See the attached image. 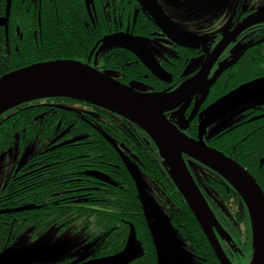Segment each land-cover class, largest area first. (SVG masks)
I'll use <instances>...</instances> for the list:
<instances>
[{"label":"trees","instance_id":"1","mask_svg":"<svg viewBox=\"0 0 264 264\" xmlns=\"http://www.w3.org/2000/svg\"><path fill=\"white\" fill-rule=\"evenodd\" d=\"M9 2L10 0H8L6 10L9 11L13 22L20 24L24 29L28 24V19L24 17V10L28 9L26 2L18 0L13 6L12 2ZM3 3L4 0H0V10ZM59 8L61 9L60 13L57 12L59 15L46 16L42 19V38L38 36L37 47L34 46L32 37L24 38L21 44L16 39L19 53L22 55L21 59L25 58V60L22 63H16L14 69L31 64L36 61L35 59L41 61L82 60L88 57L91 46L86 48V38L77 36L83 37L82 32L79 31L81 25L77 24L82 21H77L76 18L74 21L73 16L63 20L62 12L67 7L62 3ZM78 8L79 17H81L84 13L81 0H78ZM75 23L76 32L70 28ZM112 32L114 31L108 33ZM1 46L0 40V75L5 73L3 70L6 69L3 64ZM104 52L102 60L98 63L103 66V71L110 72L123 84L133 82L134 73L124 68L129 61L127 57L130 56L131 60L136 58L119 48H111ZM108 55L110 60L107 59ZM15 59H17L16 56ZM246 63L251 64L250 61ZM136 66L140 72L143 66L141 67L140 64ZM147 83L154 84L156 89L162 87L163 84L155 79L153 83L151 80ZM36 102L61 104L59 106H81L86 111L96 110L94 115L85 116L86 121L82 126L75 124L71 128L72 135L86 136L82 143H71L62 148L49 149V152L54 154L48 157L44 164L36 166H45L47 174L44 181H38L21 190L10 184L9 175L6 173L0 187V211L21 206L26 207V210L0 214V252L17 242L26 230H30L29 240H36L37 237L52 231L58 236L66 230H71L79 235L77 238H80L84 244L83 251L86 254L84 260H90L117 254L128 236L133 233L138 240L140 253L128 264H157L148 230L147 216L139 201L135 184L122 162V154L137 167L149 184L154 201L168 216L171 225L197 263L219 264L196 219L168 177L156 148L147 135L120 117L83 102L64 98H49ZM32 104L41 105L40 103ZM37 107L23 104L0 116V156L5 158L10 153L14 154V150L20 153L19 157H22L24 153L27 155L39 153L40 151H36L33 147L36 142L35 138L37 139L34 137L35 134L42 136L43 143H47V140L51 141L58 130L56 126H48L42 133L38 127L32 126L30 118L39 112ZM27 114L28 116L25 117ZM73 116L75 115L70 114L71 120ZM197 123H199V118L198 121L191 123L193 124L191 132H195L194 136L197 135ZM229 130L231 129L228 128L226 133ZM253 130L255 131L245 139L237 133H229L224 136L223 140H220L222 133L214 134L210 139L208 138L207 143L222 152L229 153L232 158H236L234 160L238 163H245L247 170L255 176L264 191V164L260 172L257 166L259 157L264 153V121L255 125ZM31 143H33L32 146H30ZM249 164L254 167V170L249 167ZM84 170H97L105 173L115 185H100L97 180L83 175ZM208 172L211 171L208 170ZM213 176V181L206 183L207 198L220 206L219 209L226 218L234 217L233 222L241 228L240 232H244L246 228L248 235V219L245 223L237 215L239 212L237 204L230 196L233 189L222 179L224 185H220L215 181L217 175L213 173ZM89 186H93V189H89ZM83 187L87 189L77 191ZM14 191L16 194H12ZM11 194L13 198H10ZM233 194L236 202H241L234 192ZM242 208H244L243 205ZM247 240V248L243 250V253L250 258V234ZM70 260L71 258L66 257L52 264H65Z\"/></svg>","mask_w":264,"mask_h":264},{"label":"water","instance_id":"2","mask_svg":"<svg viewBox=\"0 0 264 264\" xmlns=\"http://www.w3.org/2000/svg\"><path fill=\"white\" fill-rule=\"evenodd\" d=\"M139 1L150 17L166 31L171 24L164 14L152 3ZM249 20L264 21V12H259ZM2 23L3 21L0 20V24ZM174 34L177 40L179 35H184L179 30H175ZM185 36L177 44L191 46L190 42L196 38L195 35L187 38ZM143 42L127 33H114L101 40L103 48L102 50L99 48V51L111 48L127 50L151 74L166 81L165 73L148 55ZM220 50L221 48L216 49L210 58L213 60ZM199 62L191 61L185 68L183 76L191 73ZM219 72L207 80L206 70L201 66L194 77L184 80L173 90L146 92L136 82L123 84L110 72L99 71L94 66L80 61L58 59L35 63L0 76V116L13 108L36 100L64 98L93 105L120 117L142 131L154 144L168 177L196 219L218 263L233 264L220 244V241L229 242L231 238L215 218L191 176L188 166L191 167L193 162L213 171L237 193L246 209L250 224L249 264H264V192L249 172L204 142L206 131L210 126L223 120L247 101L264 97V79L239 86L203 110L199 114L197 139L184 133L203 101L207 89L219 76ZM198 94L202 95L201 100L196 104L189 118L184 120L187 100ZM170 112L173 114L172 117H176L175 124L166 116ZM76 140L78 139L73 141ZM185 157L189 160L185 161ZM0 159H3V156H0ZM121 159L135 184L139 201L146 213L157 264H197L193 254L171 225L168 216L148 192L150 186L137 167L122 154ZM85 174L109 185H115L100 172L88 171ZM24 209L26 208L16 211ZM13 211H0V214ZM45 235L47 233L36 239L37 242L33 241L26 245H21L22 242L17 240L0 252V264L56 262L57 258L50 257L51 250L46 243ZM134 259L133 256L116 259L105 257L72 264H128Z\"/></svg>","mask_w":264,"mask_h":264},{"label":"flooded vegetation","instance_id":"3","mask_svg":"<svg viewBox=\"0 0 264 264\" xmlns=\"http://www.w3.org/2000/svg\"><path fill=\"white\" fill-rule=\"evenodd\" d=\"M15 1L18 0H10L9 3L12 2L11 5L13 6ZM24 1L28 6V9L24 10V17L28 19V24L24 29L20 24L13 22L9 11L6 10L8 0H4L2 9L0 10V20L3 21V23L0 24V40L4 57L3 64L6 68L3 70L5 73L0 76L31 64L46 62L38 59H35L36 61L30 59V61H33L31 64L15 69L13 68L16 63H22L25 60V58L21 59L22 55L19 53L18 42L21 44V41H23L24 38L32 37L34 40V46L37 47L38 36L42 38V19L46 16L53 17L56 14L59 15L57 12H61L59 6L63 3L64 6L67 7L62 12L63 20L67 17L73 16L74 21L75 18L77 21H82L77 24L81 25L79 31L82 32L83 37L80 35L77 36L86 38V48L91 46V50L87 55L88 57L75 61H80L90 66H94L96 63V66L94 67L99 71H103V66L101 64L98 65V63L102 60L101 57L105 53L104 51H99L101 40L104 37L114 33H127L132 37H137L144 41L143 43H145L148 55L165 73V77L167 78L165 81L151 74V72L131 53L136 59L132 58L131 60L129 58L130 56L127 57L126 59L129 61L125 64L124 69L134 73L133 76L135 79L133 82L138 83L146 92L173 90L184 80L194 77L199 72L201 66L206 70L207 80L211 79L215 73L220 71L219 76L207 89L203 101L197 108L195 117L187 126L188 129L186 128L184 130L186 135L195 139L197 138V135L194 136L195 132H191V126L193 125L191 123L193 121H198V115L204 109L239 86L264 78V21L255 22L249 20V18L251 19L252 16H255L259 12H264V0L201 1L197 5V10L201 15L195 21H188L185 17L186 14L180 10L182 4L185 3V0H142L150 4L152 3L164 14L168 22L171 24L167 27L166 31L160 27L159 23L150 17L139 0H81L84 12L81 17H79L78 0ZM69 2L71 4H69ZM213 9H215V12L207 13ZM17 10L20 9L17 8ZM57 21L60 22V20ZM76 27V23L75 25L70 26L74 32H76ZM112 30L114 32L108 33ZM175 30L181 31L184 34L183 36L186 35L185 38L195 35L196 38H193L190 42L191 46L178 45L177 42L180 41L183 36L179 35V40H177L174 34ZM40 47H42V44H40ZM218 48H221V50L212 60L210 56ZM15 56L17 59H15ZM107 59L110 60L109 55L107 56ZM195 60L198 62L200 61L197 67H195L191 73L183 76L187 65ZM249 61L251 64L246 63ZM137 64H140L141 67L143 66L140 68V72L136 66ZM7 69H10V71H6ZM154 79L163 83L162 87L156 89L154 84L151 85L147 83L148 80H151V83H153ZM201 97L202 95L198 94L191 96L187 100L183 115L184 120L188 119L196 104L201 100ZM36 101L26 103V105L38 106L37 108H39V112L30 118L32 119V126H34V128L38 127L40 133H42L48 126H56L58 130H56V134L51 141L47 140V143L42 142L41 135L35 134L34 137H37V139L35 138L36 142L33 147L36 151H40L39 153L32 155L24 153L22 157H19L20 153L18 154L17 151L14 150V154L10 153L9 156L5 158H12L11 165H4L5 171H7L9 175V182L16 187L22 185V187H19L21 190L38 181L45 180L47 174L45 166H36L44 164L46 159L54 154L53 152H49V149H56L58 147L62 148L71 143H82L86 136L76 137L72 135L71 128H73L75 124H81L80 126H82L86 121L85 116L94 115L93 113L96 110L86 111L81 106H59L61 104H48L46 102ZM32 103H40L44 107H39L41 105H33ZM70 114L75 115L73 116V120L70 119ZM172 115V112L166 114L167 118L175 123L176 117H172ZM27 116L28 114L25 115V117ZM233 120L234 123L232 122L233 124L230 125L232 126L231 130L221 135V137H219L220 140H223L224 136L229 133H237L242 139H245L254 132L255 130L253 129L255 125L264 121V102H260L253 106H247L240 111ZM69 129L70 131L68 132ZM75 139L78 140L73 141ZM38 140L40 142H38ZM32 145L33 143H31L30 146ZM222 153L232 158L229 153ZM232 159L234 160L236 158ZM263 164L264 153L263 156L259 157V161L257 162L258 172L261 171ZM240 165L247 170V165H245V163L242 162ZM249 167L254 170V167L251 164H249ZM197 170L202 171L203 175L197 173ZM88 171L99 172L97 170H84L83 175L90 177L85 174ZM191 173L214 216L230 235L231 240L229 242H221L226 255L234 264H248V255L246 256L243 253V250L247 248V238L250 234V230L248 235L246 234V228H244V232H240L241 228L233 222L234 217L226 218L221 212L222 210L220 211V206L213 200L207 198L205 188L207 186L206 183L212 182L214 179L212 172H208L207 169L205 171L201 167H196ZM102 174L107 176L105 173ZM205 175H207L206 180L203 178ZM251 176L255 178L254 175L251 174ZM95 180H97L100 185H109L98 179ZM255 180L257 182L256 178ZM215 181L220 185H224V182H222L221 178L219 179L218 176ZM42 189H44V187ZM86 189L87 188L83 187L77 191H83ZM89 189H93V186H89ZM233 192L234 191L230 192V196L233 197L235 204H237L239 211L237 215L246 223L248 219L247 212L245 208H242V202H236ZM12 194H16V191L12 192ZM12 194L10 195V198H13ZM235 195L237 194L235 193Z\"/></svg>","mask_w":264,"mask_h":264},{"label":"rangeland","instance_id":"4","mask_svg":"<svg viewBox=\"0 0 264 264\" xmlns=\"http://www.w3.org/2000/svg\"><path fill=\"white\" fill-rule=\"evenodd\" d=\"M201 1H204V2L210 1L211 2V0H185V3L182 4L180 10H181V12L186 14L185 17L187 18L188 21H195L200 17L201 14L197 10V5ZM212 12H215V9H213L207 13H212ZM204 14H206V13H204ZM101 46L99 47L100 50H102V48H103ZM262 79H264V78H262ZM262 79H258L255 81L260 82V80H262ZM260 101L264 102V97L255 98V99L247 101L246 103L237 107L234 111L230 112L231 114L227 115L223 120H221L218 123L210 126L207 129V131H206L207 138L210 139V137L213 136L214 134L222 133L225 130H227L228 128L231 129L232 126H230V125L234 123L233 118L240 111H242L247 106L256 105ZM227 126H230V127L227 128ZM5 158L0 159V187H1L2 181L4 179V176L7 173V171H5L4 165L9 166V164L11 165V163H12L11 157H9L7 159H5ZM197 173H200L203 175L202 171H200V170H197ZM203 178L206 180L207 175L203 176ZM19 187H22V185ZM148 192L149 193L151 192L150 188H149ZM20 208H23V206L17 207L15 209H11V210H17ZM24 210H26V209H24ZM20 236H22L19 239V241L22 242L21 245L30 244V241L37 242V240H34V239L29 240V238L31 237L30 230H26ZM42 236H44V235H42ZM42 236H40V237H42ZM40 237H37L36 239H38ZM77 237H79V235L73 233L71 230H66L63 232L62 235H58V236L54 235L53 231L48 232L47 235H45V240H46V243H48V245H49V248H50L49 250H51V253H50L51 256L50 257L51 258H53V257L57 258L56 261L62 260L66 257L71 258V260L65 264L79 263V262L83 261L86 257V254L83 251L84 244H83L82 240L80 238H77ZM139 253H140V247H139L138 240L135 237V235L133 233H131L128 236L127 240L125 241L122 249L117 254L108 256L107 259L108 258H113V259L128 258V257H132V256L134 258H136L139 255ZM101 258H105V257H101ZM196 262H197V260H196Z\"/></svg>","mask_w":264,"mask_h":264},{"label":"bare ground","instance_id":"5","mask_svg":"<svg viewBox=\"0 0 264 264\" xmlns=\"http://www.w3.org/2000/svg\"><path fill=\"white\" fill-rule=\"evenodd\" d=\"M145 212V211H144ZM146 214V213H145Z\"/></svg>","mask_w":264,"mask_h":264}]
</instances>
